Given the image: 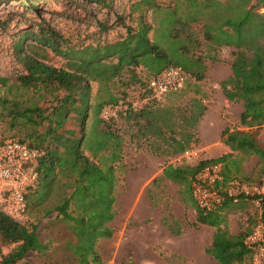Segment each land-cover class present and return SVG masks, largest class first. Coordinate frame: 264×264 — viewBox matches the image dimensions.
Returning <instances> with one entry per match:
<instances>
[{
	"label": "rangeland",
	"instance_id": "374dc122",
	"mask_svg": "<svg viewBox=\"0 0 264 264\" xmlns=\"http://www.w3.org/2000/svg\"><path fill=\"white\" fill-rule=\"evenodd\" d=\"M133 1L105 0V3L96 4L84 0H37L34 9L20 0L0 1V76L6 77V86L0 84V99L8 103L4 109L0 102V140L18 138L37 142L45 148L48 156L64 143L65 151L57 155L61 159L72 158L76 155L75 146L70 149V141L67 140H71V145L80 140L81 130L74 128V124L80 121V112L85 109L83 125L87 133L92 126L100 129L107 125L121 137V158L116 163L118 181L115 188V216L110 222L114 233L110 238L98 242L105 262L216 264L205 250L215 228L202 224L193 225L196 213L193 198L189 202H183L178 192L179 186L164 177L154 184L150 183L154 173L162 166L168 163L195 165L203 155L197 143L191 144L187 149L188 154L183 152L169 155L167 151L171 147H168L165 140H169L170 136L177 138L183 131L195 132L197 136L196 123L192 125L191 115L195 100L204 105L203 97L207 99L214 90H220L217 81L207 74L208 69L217 61L212 60L211 56L222 55L226 47L216 46L214 42L204 38L203 23L215 19L210 10L205 12L202 21L191 25L200 46L193 48L191 55L187 56L176 50L171 52L188 70L202 71L206 79L197 80L190 71L186 72L180 67L186 79L178 91L155 97L146 87L152 74L142 66L137 67L134 74L124 70L109 81L108 85L93 80L87 82L77 72L63 78L40 74L31 83H23L18 79L19 74L26 73L18 58V42L23 43L24 52H36L35 55L44 63L71 70L65 57L55 54L47 46L39 45L35 38L50 27L60 34L63 47L115 41L125 34L124 24L128 23V13ZM157 1L168 4L173 0ZM221 1L223 5L220 4V7L234 5L232 2ZM263 10L264 8L260 11ZM22 54L21 52L20 55ZM190 56L201 57L202 65L194 61L191 63ZM109 94L121 101L123 106H129L130 111L104 122H96L95 104L106 99ZM10 107L14 109V114L6 115ZM140 109L162 113L163 119L158 117L156 121L161 126L160 132H143L146 120L133 118V112ZM64 112L66 116L62 118L61 114ZM253 133L258 143L264 147V130L258 127L253 129ZM83 152L91 157L87 148L83 147ZM148 168H152V173H146L142 178L144 173L141 172ZM229 173V182L249 186L262 185L264 182V164L258 157H248L242 167L232 166ZM60 197L61 191L54 183L42 205L29 208L14 217L26 225L35 224L41 239L48 244L45 257L40 258L36 253L30 252L17 264H43L44 261L55 264L70 258V250L65 246L71 239L67 226L55 218V211L46 213V209L54 206ZM225 219L232 234L252 229L260 219V208L249 199L242 200L230 207L225 213ZM174 220L180 222L179 235L173 234L168 228ZM14 246L15 244L0 242L3 253ZM261 249L257 246L244 264H263Z\"/></svg>",
	"mask_w": 264,
	"mask_h": 264
},
{
	"label": "trees",
	"instance_id": "16d2710c",
	"mask_svg": "<svg viewBox=\"0 0 264 264\" xmlns=\"http://www.w3.org/2000/svg\"><path fill=\"white\" fill-rule=\"evenodd\" d=\"M20 1L34 9L37 0ZM84 1L105 3V0ZM223 1L232 2L234 5L222 6L221 0H173L168 4L157 0H134L130 5L128 23L124 24V36L112 42L87 44L82 47H63L60 34L47 27L35 38L36 43L47 46L55 54L65 57L71 70L44 63L35 55L36 52H24L23 43L18 42L16 44L18 58L26 71L24 74H19L18 79L23 83H31L40 74L63 78L72 72H77L85 77L87 82L93 80L108 85L109 81L124 70L134 74L135 69L142 66L152 74L146 85L148 92L157 97L151 82L170 65L182 67L187 70L186 72L190 71L197 80L203 78L202 71L188 70L171 55V52L176 50L187 56V54L191 55L193 48L200 46V41L191 25L202 21L205 12L210 10L211 16L215 19L203 23L204 38L214 42L216 46L234 48L231 62L232 75L220 82V88L228 101L242 102L240 123L246 127H258L264 123V10L260 11L264 8V0ZM190 58L191 63L194 61L202 65L201 57L190 56ZM211 59L218 60L217 56H211ZM0 84L6 86V77L0 76ZM4 101L0 99L3 108L6 109L8 103ZM115 104L122 102L112 94L95 104L96 122L107 121L98 114L104 106ZM127 107L130 111L129 106ZM204 109L205 106L195 100L191 114L192 125L197 123ZM156 112L157 114L143 109L133 112V118L146 120V124H143V132L161 131V126L156 124V121L158 117L163 119L162 113ZM11 114H14V109L10 107L6 115ZM61 115L64 118L65 112ZM85 116V109L81 110L82 123ZM57 123L56 126L60 127ZM61 123L64 124L63 121ZM80 130L81 138L76 140V144L71 145V140H67L70 141L68 143L70 149L75 146L78 158L59 160L55 154L51 155L50 152L48 156L45 152V156L40 159L38 184L26 193V210L42 205L55 183L61 191V197L54 206L46 209V213L55 211V218L62 221L71 234V239L65 244L70 250V258L55 264H107L99 251L98 242L110 238L114 233L110 222L115 216V188L118 181L116 163L121 158V137L107 125L100 129L92 126L88 133L82 125ZM221 141L233 151L255 154L264 164V147L258 143L253 131L230 129L226 126L222 130ZM28 142L45 150L40 143ZM165 142L171 147L169 153L175 155L185 152L192 143L198 142V138L195 132L183 131L179 137L170 136ZM83 147L90 151L91 157L84 154ZM223 158L224 156L201 159L195 165L168 163L164 165L161 177L176 183L179 186L180 199L189 202L190 199L192 200L191 179L194 174L210 163L222 162ZM161 177L154 178L152 183H156ZM229 180L230 176L224 177V182ZM247 199L252 201L253 197L242 198L240 201ZM193 205L196 212L193 225L206 224L215 228L210 244L205 250L216 264H244L251 258L253 249L246 245L245 238L253 228L232 234L227 227L225 213L234 203L225 201L210 210L199 208L195 201ZM259 208L260 219L256 224L262 223L263 241L260 244L264 254V194L260 199ZM168 228L175 235L181 232L178 220H174ZM0 242L15 244L7 253H3L0 248V264H17L30 252L36 253L40 258L47 255L48 244L41 239L35 224L21 223L1 210ZM43 264H53V262L44 261Z\"/></svg>",
	"mask_w": 264,
	"mask_h": 264
},
{
	"label": "built area",
	"instance_id": "2783aa9c",
	"mask_svg": "<svg viewBox=\"0 0 264 264\" xmlns=\"http://www.w3.org/2000/svg\"><path fill=\"white\" fill-rule=\"evenodd\" d=\"M186 75L178 66L166 67L151 82L156 96L178 91L184 84ZM122 104L106 105L100 117L104 120L117 117L127 110ZM45 156V150L17 138L0 140V210L15 217L25 212L26 193L34 189L39 180V162ZM264 194V184L246 185L238 182H224L222 166L219 162L210 163L197 171L191 179V195L196 205L210 210L225 201L237 203L242 198L253 197L259 206ZM263 241L262 223L258 222L245 243L255 250ZM261 255L264 258L263 248ZM257 264V263H256Z\"/></svg>",
	"mask_w": 264,
	"mask_h": 264
},
{
	"label": "crops",
	"instance_id": "0c3cea01",
	"mask_svg": "<svg viewBox=\"0 0 264 264\" xmlns=\"http://www.w3.org/2000/svg\"><path fill=\"white\" fill-rule=\"evenodd\" d=\"M224 47H226V49H224ZM224 47H221L222 49H224L223 54L217 55L218 60L213 64L211 69H208L209 73L207 74V76L213 77V79L216 80L218 84H220L221 81L228 79L232 75L231 62L233 60L232 51L234 50V48L230 46ZM202 79H206V77L203 76ZM202 101L205 106V109L203 110L201 116L199 117L196 123V131L198 138L197 146L202 149L203 154L199 160L212 159L224 156L223 161L219 163L222 166V172L224 174L223 176H229V170L232 166L239 167L241 165L242 167L248 157L252 159L257 156L255 154H244L240 151L231 150L228 145L221 141L222 130L226 126H229L230 129L237 128L250 131H253V129L255 128L261 127L264 130V123L258 127L243 126L240 123V114L243 111L242 102L228 101L227 98L224 96L221 88L218 91L214 90L212 96L208 95L207 99L203 97ZM128 111L129 109L122 112L121 114H126ZM82 125L83 123L80 120L78 123L74 124V128L80 129ZM262 144H264V142ZM192 145H194V143H192ZM64 147L65 145H59L55 148V151H52L51 153L56 154L55 157H57L59 160H64L61 159L60 155H57L65 151ZM170 151L171 150L167 152ZM188 152L189 151L186 150L185 154H188ZM169 155L173 154L169 153ZM76 158H78L77 153L75 156L72 157V160H75ZM163 167L164 166H162L156 173H154L153 177L150 180V183H152V180L154 178L162 176ZM152 171V168H148L147 171H142L141 174L144 173L142 178H144L146 173L150 174L152 173ZM202 225L209 227L206 224Z\"/></svg>",
	"mask_w": 264,
	"mask_h": 264
}]
</instances>
